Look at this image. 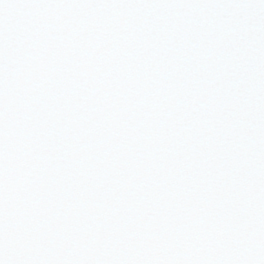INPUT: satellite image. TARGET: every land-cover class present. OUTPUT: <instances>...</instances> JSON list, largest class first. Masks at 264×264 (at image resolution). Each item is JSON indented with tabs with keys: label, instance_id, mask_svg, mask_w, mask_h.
<instances>
[{
	"label": "snow or ice",
	"instance_id": "6c2138e0",
	"mask_svg": "<svg viewBox=\"0 0 264 264\" xmlns=\"http://www.w3.org/2000/svg\"><path fill=\"white\" fill-rule=\"evenodd\" d=\"M0 264H264V0H0Z\"/></svg>",
	"mask_w": 264,
	"mask_h": 264
}]
</instances>
